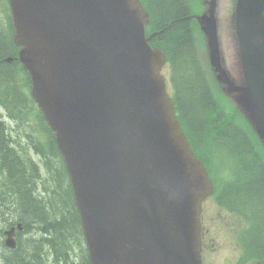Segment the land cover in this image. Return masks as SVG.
I'll list each match as a JSON object with an SVG mask.
<instances>
[{
	"label": "water",
	"instance_id": "water-1",
	"mask_svg": "<svg viewBox=\"0 0 264 264\" xmlns=\"http://www.w3.org/2000/svg\"><path fill=\"white\" fill-rule=\"evenodd\" d=\"M31 94L55 132L91 264H201L198 213L210 191L144 38L137 0H10ZM264 0H239L241 84L217 79L264 142ZM20 227L19 225H17ZM11 227L4 233L12 245Z\"/></svg>",
	"mask_w": 264,
	"mask_h": 264
},
{
	"label": "trees",
	"instance_id": "trees-1",
	"mask_svg": "<svg viewBox=\"0 0 264 264\" xmlns=\"http://www.w3.org/2000/svg\"><path fill=\"white\" fill-rule=\"evenodd\" d=\"M146 2L153 19L150 28L158 30L153 43L166 54L173 86L177 89L178 73L183 87L182 93L178 89L174 95L183 129L200 135L207 125H211L218 134L228 138L234 151L251 152L256 157V138L248 123L242 118L239 128L232 122L234 117H229L218 107L212 85L197 58L195 39L189 26L192 20L190 22L187 17L189 8L185 1ZM8 44L0 27V57L10 53ZM10 71L5 63L3 69L0 68V89L8 95L15 83ZM33 114L29 118L35 122L34 135L21 140V137L12 138L5 133L9 130L1 119L0 109V236L4 228L17 222L22 226L13 250L5 248L0 240V246L5 250V264H47L49 257L53 264H90L61 156L50 133L44 140L41 138L43 119L40 113L33 111ZM262 165L260 162L259 167ZM248 185V189L241 192L242 205L257 218L258 242L263 243L264 175L260 173ZM26 246L34 250L45 246V263L40 261V253L27 251Z\"/></svg>",
	"mask_w": 264,
	"mask_h": 264
},
{
	"label": "flooded vegetation",
	"instance_id": "flooded-vegetation-1",
	"mask_svg": "<svg viewBox=\"0 0 264 264\" xmlns=\"http://www.w3.org/2000/svg\"><path fill=\"white\" fill-rule=\"evenodd\" d=\"M208 0H198V8L188 14H201L205 11ZM221 12L217 16L220 19ZM216 16V17H217ZM217 19V22H218ZM229 25L234 26V17L229 19ZM213 198L204 201L201 211V243L203 264H264V242H258V222L250 210L237 199L242 191L248 189L261 172L255 168L240 169L246 176L238 183L235 172ZM262 222L264 226V207L262 209Z\"/></svg>",
	"mask_w": 264,
	"mask_h": 264
},
{
	"label": "rangeland",
	"instance_id": "rangeland-1",
	"mask_svg": "<svg viewBox=\"0 0 264 264\" xmlns=\"http://www.w3.org/2000/svg\"><path fill=\"white\" fill-rule=\"evenodd\" d=\"M228 3H229V0H223L222 1V5L226 8L227 6H228ZM223 52H224V58H225V60H226V65H227V67H228V69L230 70V72H232L231 74L233 75V76H235V77H237V73H238V68H239V66H238V64L236 63V57H235V48L234 47H231V46H228V45H226V46H223ZM200 56H202L201 55V49H200ZM200 58H202V57H200ZM203 65H204V63H203ZM6 67H8V66H6ZM163 72L165 73V75H167V68H165L164 70H163ZM176 77H177V81H176V83H177V89H176V87H175V90H180L181 91V93H182V90H183V87H182V85H181V83H180V81H179V74L177 73L176 74ZM175 86V85H174ZM23 131L24 132H31V129H30V127H24L23 128ZM214 162H215V164L214 165H217L218 164V162H219V160H213ZM242 200H244V198L240 195V197H238V199H237V201L240 203V204H242ZM36 236V235H35ZM23 238H25V237H23ZM74 241V240H73ZM70 243V242H69ZM72 244V241H71V243H70V245ZM69 245V246H70ZM26 249H27V251L29 250V251H35L36 253H40L41 255V257H40V261H42V263H45V257H44V255H45V253H46V247L45 246H41V247H38L36 250H34L33 248H31L30 246H26L25 247ZM71 250H74L73 249V247L71 246V248H70ZM59 252L62 254V248L59 250ZM5 254V250H4V248H2L1 246H0V264H5V260H4V255ZM60 254V255H61ZM62 257V256H61Z\"/></svg>",
	"mask_w": 264,
	"mask_h": 264
},
{
	"label": "bare ground",
	"instance_id": "bare-ground-1",
	"mask_svg": "<svg viewBox=\"0 0 264 264\" xmlns=\"http://www.w3.org/2000/svg\"><path fill=\"white\" fill-rule=\"evenodd\" d=\"M19 192V191H18ZM17 195V194H16ZM39 203V202H38ZM9 215V214H8ZM26 218V217H25ZM29 231V230H28Z\"/></svg>",
	"mask_w": 264,
	"mask_h": 264
}]
</instances>
